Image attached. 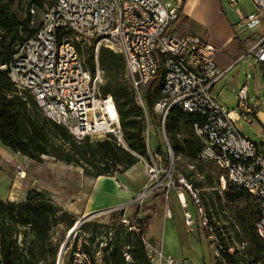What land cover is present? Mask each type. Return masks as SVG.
<instances>
[{"label":"built area","instance_id":"1","mask_svg":"<svg viewBox=\"0 0 264 264\" xmlns=\"http://www.w3.org/2000/svg\"><path fill=\"white\" fill-rule=\"evenodd\" d=\"M249 1L254 12L242 19L240 25L252 31L264 22V0ZM180 14L178 5L159 0H51L40 26L16 48L9 63L0 64V73L5 72L19 92L29 93L42 114L62 126L76 141L112 139L127 150L114 100L100 93L104 76L98 62L102 48L122 55L125 80L142 109L144 90L154 81H161V96L153 105V113L164 143L159 149L150 148L147 120L146 155L138 156L146 182L140 193L122 207L140 204L156 192H162L167 199L174 190L180 199L186 188L197 206L202 226L211 231L197 193L183 180H173L175 155L164 123L170 110L178 108L204 118L202 124L192 128L201 143L197 158L216 167L222 189L232 185L260 202L253 228L264 241V144L245 137L237 125L241 115L252 123L254 107L247 101L245 87L236 94L240 115L216 102L212 89L227 69L220 70L214 63L217 50L210 43L191 33H175ZM77 46L81 50L91 49L93 73ZM248 55L264 65V33L246 45L238 60ZM22 173H18L19 179L24 178ZM181 203L185 206L184 200ZM194 220L191 213H184L186 226ZM121 222L129 232L140 229L135 219L122 218ZM209 238L217 264H225L220 242L212 233ZM146 254L152 262L154 256L148 249ZM90 262L81 242H77L66 264ZM166 262L172 264L173 259L168 257Z\"/></svg>","mask_w":264,"mask_h":264},{"label":"trees","instance_id":"2","mask_svg":"<svg viewBox=\"0 0 264 264\" xmlns=\"http://www.w3.org/2000/svg\"><path fill=\"white\" fill-rule=\"evenodd\" d=\"M14 1L0 0L2 31L0 64L9 63L16 52L15 47L28 39L36 30H30V14L22 20L11 13L10 7ZM77 48L79 53H82L78 46ZM83 56L89 71L93 73L94 60L91 49L86 48ZM98 62L103 76L113 77L106 86H101L100 93L103 96L110 95L114 100L127 150L118 146L112 139L90 142L89 138H85L82 141H76L62 126L42 114L29 93L19 92L5 72L0 73L1 145L35 161H40L41 156H47L66 165L74 164L82 168L85 175L93 178L112 177L113 174L123 173L136 165L138 156L146 155L145 125L147 120L154 125L151 119L152 117L155 119L156 116L153 113V105L161 96V81H154L148 87L143 97L144 109H142L135 101L127 82L123 78H116L122 71L124 76L122 55L102 48L99 51ZM145 113L148 115L147 118ZM203 122L204 118L197 114L185 113L178 108L170 110L164 129L174 155L191 162L198 161L201 143L194 136L192 128L194 124ZM155 125L159 126V122ZM227 188L229 189L226 196L232 201L251 197L232 185L228 184ZM253 200L254 203L249 207L244 206L235 218L240 231L236 238L243 248V255L233 256L224 253L222 258L225 264L244 262V255L251 258L248 264L264 263V241L255 234L253 228L258 217L260 202L256 198ZM65 217L67 212L40 192H29L23 202L0 200V262L2 264H39L40 258L46 253L51 256L57 255L58 250L53 248L50 237L52 228L65 222L69 230L76 222L72 218L66 221ZM208 218L210 220V216ZM135 221L139 224L138 232L127 231L121 222L118 223L113 235L109 236V233L105 232V239H109V242L101 249L103 252L101 263H97L89 252L98 235L93 232L88 240L89 245L82 244L83 250L90 256V264H151L143 242L147 219ZM208 225L210 228L215 227L217 232V227L211 221H208ZM230 227L235 232L234 224ZM18 228L24 229L22 234L29 235L30 241L27 245H25L26 242L21 246L17 244ZM80 228L83 232L86 231V223ZM205 230L209 236L207 228ZM216 235L219 237L218 232Z\"/></svg>","mask_w":264,"mask_h":264},{"label":"rangeland","instance_id":"3","mask_svg":"<svg viewBox=\"0 0 264 264\" xmlns=\"http://www.w3.org/2000/svg\"><path fill=\"white\" fill-rule=\"evenodd\" d=\"M3 1L6 2L7 0ZM50 2L51 0H24L22 2L15 0L10 7V11L22 20L30 14V30H35L40 26L45 9L49 6ZM18 46L15 47V50ZM85 49L83 47L81 50L82 55ZM112 78L104 76L103 85L106 86ZM116 78H123L126 81L123 71ZM232 78H235L234 83H236V88L230 86V84H234L231 81ZM244 84L248 92V103L264 112V66L257 63L250 55L245 56L224 78H221L219 83L214 87L212 96L225 110H235L240 115L236 94ZM147 89L144 90L143 94L146 93ZM146 116L148 117L147 114ZM260 116L264 118V114ZM151 119L154 125L150 123L148 143L150 148L155 150L158 146L164 147V143L160 128L158 125H155L158 124V118L155 116V119L154 117ZM250 119L252 120L251 124L244 120L241 115L240 120L237 122L241 133L258 144H264V122H259L252 115ZM89 140L92 142L97 139L90 138ZM132 168L124 177L122 175L125 172L115 173L111 177L113 179L104 180L93 187L95 178L85 175L83 169L79 166H75L74 164L66 165L47 156H41L40 161H35L13 152L9 148H5L0 143V200L8 201V198L11 197V200L13 199L15 202H23L26 200L29 192L35 191L43 193L50 201H52L51 196L57 195V197H61L64 195L63 198L69 202V193L73 192L75 197L72 196L71 200L76 203V209H73L75 215L62 209L67 212V217L64 220L67 221L68 218H72L76 222H80V224L69 236V230L65 222L53 227L50 233L53 248L58 250L57 255H59L61 246L64 244L59 262L66 264L77 242L88 246V240L91 238V234L95 232L98 235L94 239L89 252L97 263H101L103 258L101 249L109 242V239H105V232H108L109 236L113 235L117 230L118 223L121 222L122 218H126L123 217V207H113L128 204L127 199L114 202L116 199L113 196L116 195L119 188L123 187V181L134 179L138 182L141 179L144 180L142 164L138 163ZM20 171L24 172L22 177H25L22 179H19L18 176ZM219 175L220 172L211 164L201 163L197 160L191 162L181 156H175L173 180L175 182L183 180L188 188L197 193L207 222L211 221L217 227L220 238L216 235L215 227L212 226L211 231L209 232L208 230V232L209 235L212 233L220 242L222 246L221 255L228 253L233 256H240L243 255V248L238 244L236 238L237 233L240 234V231L235 218L236 214L244 206L249 207L250 204L254 203V200L251 197H243L235 201L230 200V197L226 196L229 189L227 188L228 185H226L225 189H222ZM110 181L113 183H109ZM92 188H94L93 192ZM46 189L50 190L54 195L46 193L44 191ZM183 191H186V188ZM89 193H91L94 207L99 206V208L85 214L89 201ZM106 194H111L112 197ZM108 197L112 200L110 201ZM136 206L137 204H132L126 207V211ZM208 216H210V220ZM196 218L199 219L197 213ZM198 222L200 223L199 220ZM84 223H86L87 229L83 232L80 227ZM231 224H234L235 232L232 231ZM23 230V228H18V233L16 234L17 244L20 246L21 244L24 245V242L27 245V242L30 241L28 234H22ZM211 246L214 255L212 241ZM57 255L51 256L46 253L40 258L39 264H57ZM243 258L245 261L239 264L251 262V258L248 256L244 255ZM153 264H157V262H153Z\"/></svg>","mask_w":264,"mask_h":264},{"label":"crops","instance_id":"4","mask_svg":"<svg viewBox=\"0 0 264 264\" xmlns=\"http://www.w3.org/2000/svg\"><path fill=\"white\" fill-rule=\"evenodd\" d=\"M159 2L180 7L181 14L174 27L175 33L177 35L191 33L210 43L217 50L214 63L220 70L227 69L224 76L244 59L243 57L238 60L245 51L246 45L252 43L260 34L264 33V22L252 31L240 25L242 19L254 12V6L249 0H159ZM234 80L235 78H232L231 81L234 83ZM230 86L236 88V83L230 84ZM242 86L246 88L245 84ZM252 106L254 107L252 116L259 122H264V118L260 116L264 112L254 105ZM132 169L125 171L122 177ZM143 177L144 180L141 179L138 182L134 179L123 181V187L119 188L117 193L115 192L116 195L113 196L116 199L114 202L126 199L129 202L135 198L146 182L145 176ZM107 179L113 178L105 176L95 178L93 187ZM109 183L113 182L110 181ZM44 191L54 195L48 189ZM91 193L88 195L89 201L85 214L99 208V206L94 207ZM106 195L112 197L111 194ZM63 196H51L52 202L59 208L75 215L73 209H76V203L71 200L72 196L75 197V194L73 192L69 193V202ZM182 200H184L185 206L182 205ZM8 201H13V199L11 200V197H9ZM121 207L122 205L113 208ZM196 208L197 206L190 199L188 192L184 191L179 199L177 193L171 190L167 199L164 198L162 192H156L142 203L137 204L135 208L127 211L125 208L123 217L135 220L147 219V229L143 242L145 250L148 249V252L154 256L151 264L153 262L168 264L166 262L168 257L173 259L172 264H217V259L212 253L211 240L207 236L201 221L196 218ZM185 212L191 213L195 218L193 224L189 227L184 222Z\"/></svg>","mask_w":264,"mask_h":264},{"label":"water","instance_id":"5","mask_svg":"<svg viewBox=\"0 0 264 264\" xmlns=\"http://www.w3.org/2000/svg\"><path fill=\"white\" fill-rule=\"evenodd\" d=\"M79 224H80V222H77V223L74 224L73 228L68 232V236L75 231V229L78 227ZM63 248H64V244L61 246V249H60V252H59V255H58V260H57L58 263L60 261Z\"/></svg>","mask_w":264,"mask_h":264},{"label":"bare ground","instance_id":"6","mask_svg":"<svg viewBox=\"0 0 264 264\" xmlns=\"http://www.w3.org/2000/svg\"><path fill=\"white\" fill-rule=\"evenodd\" d=\"M110 111H111V109H110ZM231 115H232V116H235V114H234V113H232ZM22 174H23V173H22ZM76 223H77V222H76ZM72 228H73V227H72ZM72 228H71V229H72ZM71 229H70V230H71ZM70 230H69V231H70Z\"/></svg>","mask_w":264,"mask_h":264}]
</instances>
